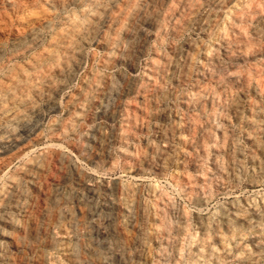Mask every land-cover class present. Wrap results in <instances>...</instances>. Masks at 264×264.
Here are the masks:
<instances>
[{"label": "bare ground", "instance_id": "1", "mask_svg": "<svg viewBox=\"0 0 264 264\" xmlns=\"http://www.w3.org/2000/svg\"><path fill=\"white\" fill-rule=\"evenodd\" d=\"M29 1L30 3H26L24 0H0V5L1 3L6 4L10 8L12 16H15L20 27L16 30L10 43L9 57L3 61H1L3 48L0 41V61L2 62L0 63V170L10 162L26 157L0 185V237L9 238L15 249L11 251L0 244V264L26 263L27 258L23 252L28 245L31 246L37 240L39 216H33L32 211L28 209L24 180L29 178L31 186L40 189V184L36 179L51 171L50 164L52 162L53 168L57 163L59 173L66 165L67 159L57 144L58 148L46 146L41 152L31 154L28 152L32 150L34 147L32 143L40 135L37 128L38 119L46 113L57 111L59 108L57 97L62 90L64 78L72 77L74 69L81 65L83 43L93 37L96 30L108 29L109 32L103 34L101 43L102 46L117 51L111 62L125 60L133 64L137 57L135 53H140L144 46L146 47L145 41L148 37L158 38L160 36L162 19L174 14L178 10V4L182 7L186 5L189 7L193 2V0H144L143 3L141 0ZM226 1L228 0H200L198 5L201 6L204 3L210 7V14H213L219 11ZM71 4H80L85 6V10L90 9L87 18L82 20L74 13L66 15L62 13L65 16L56 19L55 12L51 9L54 7L67 8ZM259 7L257 4L247 3L236 12L235 17L237 20H245L250 24H264V11ZM207 14L209 13L207 12ZM10 16L9 11L0 13V32L4 29ZM44 30L49 31L46 39L43 35ZM138 33H140L139 36ZM122 36L139 38L133 47H128L126 44V48H123L124 45L119 44V39ZM230 36L225 39L226 50L223 58L216 52L207 51L204 53L202 63L195 68L193 75L197 81L191 87L193 91L190 104L195 106L198 112L185 116V119L188 118L186 127L191 132V137L188 138L190 146L187 155L180 162L181 173L176 176V185L183 195L199 207L211 197L220 178L228 176L230 173L235 174L234 169L238 164L239 145L227 127V115L231 110L235 119L242 121L243 116L236 98L233 97L227 101L223 99V101L221 92L226 87H234L236 93L250 92L254 97H264V79L260 81V78L257 77L259 74L264 75V62L262 61L256 68L248 70H243L239 66L240 62L259 52L255 47L256 42L248 37L243 30L241 31V28H235ZM18 58L22 59V62L17 61ZM165 59V55L162 54L158 58L144 61L148 67L146 77L139 79L130 75L126 78L123 89L143 97L146 95V91L157 93L160 80L163 78L173 79V82L182 87L187 79L184 69L188 68V63L175 65L170 63L169 59L164 62ZM172 66H175L174 70L179 74H175L170 69ZM103 80L104 78L99 75L90 73L88 79L70 100L72 105L77 102L79 106L71 114L68 113L67 118L55 120L50 124L52 135L60 138L69 132L72 133L74 123L80 121L88 113L92 116L100 113L114 115L119 107V104L114 100L117 87L111 78H107L102 86ZM92 92L95 94L101 92L100 94L104 98L94 110L90 109L88 101V94ZM185 97L186 93L183 92L178 98L179 104L185 101ZM228 98L230 97L228 96ZM251 110L253 111L251 114H254L256 109L253 107ZM143 112L145 116L147 111ZM194 115L203 117V122L197 123ZM252 116L243 119L241 126L248 130L249 136L252 138L254 136V162L259 168V174L264 175V143L259 141L257 134L262 123L257 122ZM126 122V125L129 124V120ZM126 125L117 127L113 139L127 138L134 133L136 122L130 121V124ZM171 125L173 128L174 124ZM171 135L170 128H163L159 133V140L164 143L141 150L142 153L140 151L141 155L139 154L140 157L136 162H134L135 154L134 157L128 153V165L132 163L137 165L136 169H141L144 159L146 163L150 162L148 166L155 163L156 168H164L169 150L168 139ZM210 145L214 155L211 157L209 167L205 168V173L199 176L189 173L188 168L190 167L201 168V158L210 156L208 155ZM33 151L35 150L33 149ZM153 159L157 161L153 162ZM52 173L54 174V172ZM77 176L80 177L78 178L80 183H88L89 179L85 174L80 173ZM117 185L116 182H113L112 186L108 185L106 198L104 202L99 203L95 201V196L93 197L98 185L88 183V194L90 195V192L92 194L91 198L87 197L88 199H84L83 203L84 213H87L88 217H86L88 230L91 228L103 237L101 239L102 247H105L106 251L103 252L102 249H99L96 242L81 243L80 241L78 243L76 241L68 247V254L75 262L79 264H139L144 249L151 241L155 245L159 258L157 264H221L225 257L231 255L230 248H228L229 242L234 239H244L250 232L264 235V208L255 209L241 218L229 217L223 207L213 215H206L197 210L188 213L183 208L176 206L159 188L150 187V184L147 188L150 193L148 191L146 193L147 195L151 194L149 197L153 199L152 209L154 211L152 215L155 225L149 231L145 226L149 215L148 206L140 201H133V198L125 199V201L116 198L113 190ZM66 192H63L58 185L48 187L43 193L41 192L43 195L39 201L42 202L40 211L43 214L50 213L53 226L61 224L65 219L70 197ZM117 210L128 216V219L134 224L132 227L136 225L137 233L134 237L133 253H130V248L125 244L126 235L123 228L115 221L113 214ZM20 213H22V219L18 218ZM137 216H139V222L136 221ZM191 223L196 233L192 231ZM68 226L72 231L76 230L75 221L69 220ZM107 236H110L111 240H106ZM242 246L240 253L235 257L241 263L257 264L258 260L264 257V250L249 246L247 240ZM186 248L188 251L185 252ZM40 264H50L44 253L40 255Z\"/></svg>", "mask_w": 264, "mask_h": 264}, {"label": "rangeland", "instance_id": "2", "mask_svg": "<svg viewBox=\"0 0 264 264\" xmlns=\"http://www.w3.org/2000/svg\"><path fill=\"white\" fill-rule=\"evenodd\" d=\"M24 1L30 3L29 0ZM141 2L143 3L144 0H141ZM199 2L200 0H193L189 7L187 5L182 7L178 4V10L174 12V14L165 16L161 21L160 36L158 38L153 36L148 37L145 41L146 47L144 46L140 53H135L137 57L136 62L133 64H130L125 60H113L111 62L113 55L116 54L117 51L104 47L101 43L103 34L109 32L108 29L105 30L100 28L96 30L95 35L86 43H83L81 65L74 69L72 77L64 78L65 80L62 90L57 97L59 104L57 111L46 113L43 117L38 119L37 128L40 135L39 138L32 143L34 144V147H37H33L32 150L28 152V154L38 153L39 151L41 152L44 150L46 146L54 148H58L59 146L67 160L66 165L61 169L62 171L60 170V173L57 169V163L55 164L56 167L53 168L52 162V164H50L51 171L40 175L36 179V181H38L37 183L40 184V189H35L34 186L32 187L29 178L24 180L25 189L27 191L26 199L28 202V209L32 211L33 216H39L37 220V240L31 246L28 245L25 248L23 253L27 258V261L24 264H40V255L43 253L48 257L50 264H79L68 254V247L76 241H78V243H80V241L81 243L96 242L99 249H102L103 252L106 251L105 247H102L103 241H101V239L103 237L100 236L99 233H95L91 228L88 230V217L86 215L87 213H84L85 207L83 204L86 199L91 198L90 195L92 194V192H90V195L88 194V183H96L98 185L93 197L95 196V201L99 203L104 202L107 194V187L108 185L112 186L113 182L118 183L116 189L113 190L116 198H120L121 201L133 198V201L136 200L145 203L149 210L145 226L149 231H151L155 225L152 215L154 211L152 209L153 199L149 197L151 194L147 195L146 193L149 184L150 187L159 188V190L176 206L183 208L188 213H193L197 210L206 215H213V213H216V211L218 212L223 207L229 217L241 218L250 214L255 209L264 208V175L259 174V168L257 167L256 162H254V136L253 138L252 136H249L248 130L241 126L243 119L251 118V115H253L252 117L257 122L262 123V127L260 128V131L258 130L257 134L259 141L264 143V97H254L250 92L236 93L234 87L224 88L221 92V96L223 97H221V99L227 101L233 97L236 98L235 100L240 106L239 109L243 116L242 121H239L234 118L231 110H229L227 115V127L231 130L232 135L239 145L237 155L238 164L234 169L235 174L230 173L231 175L228 174V176L226 175L225 177L220 178L216 185L217 187L213 189L211 197H209L200 207L183 195L176 185V176L181 173L180 162L182 161V158L187 155L190 146V140H188V138L190 139L191 132L186 127L188 118L185 119V116L198 112L196 107L190 104V97L192 96L191 93L193 91L191 87L195 81H197L193 72L198 64L200 65L204 60V53L207 51L216 52L223 58L224 51L226 50V37H231L230 35L233 34L235 28H241V31L243 30L248 37L256 42L255 47H257L259 52L256 53L255 56L240 62L239 66L243 70H248L256 68L262 63V61L264 62V24H250L248 21L237 20L235 17L236 12L241 10L247 3L257 4L260 6L259 9L264 11V0H228L219 11L213 14H210V7L206 6L203 2L200 6L198 5ZM51 10L55 12L56 19L65 16L67 13H74L79 19L85 20L90 12V9L85 10V6L80 4H71L67 8L62 9L54 7ZM2 11L4 13L9 11L12 16L10 8L6 4L1 3L0 13H3ZM207 12L209 14H207ZM11 16L10 18L8 17L4 29L0 32V41L3 48V58L1 61L9 57L10 43L13 35L17 29H20L15 16ZM220 31L221 34H219ZM48 33V30L43 31L45 39L47 38ZM139 34L140 33H138V36ZM138 38L139 37L136 36H122L119 39V44L124 45L123 48H126V44L128 47H133L137 44ZM39 48L41 47L39 46ZM162 54L166 57L164 62H167L169 59L170 63H174L175 65L178 63H185L186 65V63H188V70L184 69L186 71L187 79L182 87L173 82V79L163 78L160 80L159 91L157 93L146 91L147 93L143 97L137 93L128 92L123 89L126 78L130 75H134L139 79L146 77V74H148V67L144 64V61L158 58ZM16 60L22 62V59L20 58ZM1 61L0 63H2ZM170 69L174 71L175 74H179L178 71L174 70L175 66H172ZM91 72L104 78L101 83L102 86H104L107 78L113 80V83H115L117 87V94H113L115 96L114 100L115 103L119 104V107L116 109L114 115H104L100 113L99 115L92 116V114L90 115L88 113L84 115L80 121L74 123L72 133L69 132L63 137L56 138L55 135H52L50 132V124L55 120L61 118L63 120L64 118H67L69 114L77 109V106H79L78 103L76 102L72 105L70 100L75 95L78 88L88 79ZM257 77L258 79L260 78V81L261 79H264L263 74H259ZM183 92L186 93L185 101L179 104L178 98ZM100 93L101 92H97L95 94L92 92L88 94L90 109H97V104L104 100ZM227 95L230 98H228ZM253 107H255L256 110L254 111V114H251V112L253 113L251 110ZM143 111H147L145 112V116ZM249 112L250 114H248ZM195 118L197 123L199 122V124H201L203 122V117L197 115ZM126 120H129V124L130 121L136 122L134 133L130 134L127 138L113 139V135L115 136L116 130L118 129L117 127H125L127 123ZM171 124H174L173 128L171 127ZM163 128H170L172 130V135L168 139L169 150L165 167H162L161 169L156 168L155 163L148 166V163L150 162L148 161L146 163L144 159L142 160L143 165L141 166V169H136L135 167L137 165H133L132 163H130L131 165H128V153L133 156L135 154L136 160H134V158L133 160L136 162L143 149L164 143L159 140V133ZM217 138L218 137L216 136V139ZM47 143L49 144L47 145ZM33 149L35 151H33ZM213 153L214 151L210 145L208 154L210 156H203L201 158V168L195 169L190 167L188 168V172L191 174H198V176L204 174L205 170L210 165L211 157L214 155ZM260 157L261 156L259 155V158ZM24 158L26 157L24 156L23 159ZM23 159L14 160L0 170V185L7 176L15 171V169L22 163ZM154 160L155 159H153V162L157 161ZM52 172H54V174ZM80 173L85 174V176L88 177L89 181H87V184L78 181V178L80 177L77 175H80ZM54 185H58L59 188H62L63 192L67 191L66 193L68 194V197L70 196L65 213L67 216L65 215V219L62 220V223L56 226H53L50 213H41L40 208L42 207V202H39L40 199H42L43 191ZM29 203H32L31 206ZM113 215L116 223L119 226L121 225L120 227L123 228L126 235V246L130 248V253H133V246L135 244L134 237L137 233L136 225L134 226L135 228L132 227L134 224L122 211L117 210ZM18 218L22 219V213L18 215ZM69 220L76 222L75 231H72L68 226ZM136 221L139 222V216L136 217ZM39 226L41 227L39 228ZM192 231L196 233L193 225ZM51 235L52 237H50ZM105 239L111 240L110 236H107ZM244 239H234L229 242L228 248H230L229 251L231 255L225 257L221 264H243L235 257L240 253V250L243 247L242 245L246 243V240L249 246L264 250L263 234L250 232L244 237ZM148 243L149 244L144 249L143 254L139 259V264H157L159 262L155 245L151 241ZM0 244L11 251L15 250L12 242L7 237H0ZM184 251H188L187 248L184 249ZM257 264H264V257L259 259Z\"/></svg>", "mask_w": 264, "mask_h": 264}]
</instances>
